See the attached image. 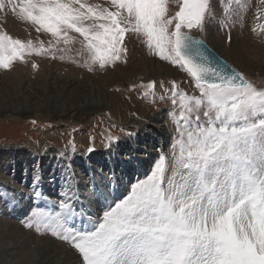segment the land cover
Segmentation results:
<instances>
[{"label":"snow or ice","instance_id":"6c2138e0","mask_svg":"<svg viewBox=\"0 0 264 264\" xmlns=\"http://www.w3.org/2000/svg\"><path fill=\"white\" fill-rule=\"evenodd\" d=\"M0 12H11L52 38L46 48L0 33V69L10 70L26 54L66 51L58 46L75 43L70 33H76L88 53L85 66L103 70L127 52L123 41L131 32L144 38L152 55L187 73L199 91L189 96L172 83L179 119L171 159L161 155L151 174L108 206L102 220L76 228L84 205L77 208L81 197L69 176L58 210H34L27 228L69 242L82 264H264V88L191 35L214 15L211 0H182L171 16L167 0H108V6L0 0ZM259 30L264 33V26ZM34 195L42 194L34 189Z\"/></svg>","mask_w":264,"mask_h":264},{"label":"rangeland","instance_id":"374dc122","mask_svg":"<svg viewBox=\"0 0 264 264\" xmlns=\"http://www.w3.org/2000/svg\"><path fill=\"white\" fill-rule=\"evenodd\" d=\"M87 2L108 6V0ZM181 2L182 0H167L169 16L179 10ZM211 4L214 15L206 19L204 30L199 33L210 47L236 67L247 81L258 88H264V33L259 30L260 26H264V0H211ZM253 28H256L255 32L252 31ZM0 33L25 43L31 40L37 47L43 42L47 48L52 40L49 34L42 30L37 32L35 26L19 20L11 12H0ZM70 35L76 38L75 43L58 46L66 48V51L26 54L23 62L15 61L10 70L0 69V93H3L4 89L13 88L12 85L21 79L42 83L47 77H56L58 84H63L69 79L78 81V90L74 95L77 104L86 99L84 88L90 81L99 86L102 99L106 103L99 111L88 113L75 110L62 113L58 117L39 110L27 115L3 112L5 105L1 106L0 177L9 181L10 188L16 187L24 193L23 202L26 204L22 209L14 195L17 192L0 185V238H4L3 241H18L17 235L20 233L19 235H23L25 241H28L21 251L4 255L3 260L6 262H12L20 258L22 253L34 250L37 244L47 243L70 252L73 250L79 264H82V258L69 242L57 239L50 233L44 234L43 230L38 234L34 228L26 227L33 211L58 210L55 206L61 198L64 178L74 174L81 184L80 193L85 195L86 200L97 197L98 190L94 187L96 183H105V191L114 192L113 172L104 163L105 152L118 147L123 141L132 140L138 125L151 123L158 114L165 115L170 138L164 149L162 150L160 142H157L155 149L161 151L157 153L149 168L141 175L138 172L143 169H137L132 179L127 181L123 193L110 200L104 198L107 203L104 210L126 198L137 182L151 174L161 155L166 157V162L171 159L172 145L177 137L174 120L179 119V100L177 99V106L174 107L171 99L172 83L175 82L178 91L182 93L199 96L191 77L178 66L152 55L142 36L126 33L123 46L127 52L122 54L121 59L103 70L95 65L93 70L89 71L85 66L88 53L80 42L82 37L76 33ZM33 64L36 65L35 68ZM146 69L150 75L144 76ZM115 76L117 77L114 78ZM111 78H114L113 82ZM152 82L156 85L153 90L144 87ZM146 92L148 95H145ZM2 97L0 94V101ZM37 98L38 96L34 98L35 102ZM110 138L113 141L111 146ZM90 147L94 148L91 153L88 152ZM51 154L56 155L57 159L49 157ZM120 154L137 164V161L123 150H120ZM135 166L130 163L125 169L135 170ZM17 169L20 171L18 176ZM88 169L91 171L88 172ZM34 189L41 192V198L35 197ZM85 211L86 207H83L75 217L78 229L91 227L86 226L88 218L94 219L92 224L102 220L103 212L96 217L84 214L87 219L81 221L79 215ZM10 224L14 226L13 229ZM16 229L18 232L13 235ZM12 235L13 238L9 237Z\"/></svg>","mask_w":264,"mask_h":264},{"label":"bare ground","instance_id":"6f19581e","mask_svg":"<svg viewBox=\"0 0 264 264\" xmlns=\"http://www.w3.org/2000/svg\"><path fill=\"white\" fill-rule=\"evenodd\" d=\"M215 52L217 53V51ZM137 67H139V65H137ZM147 69L144 72V76L150 75ZM116 77L117 76L114 78ZM113 79L111 78V82H113ZM77 83L78 81L75 79H69L63 84H58L56 77H47V79L42 83H33L31 80L21 79L18 80L17 84H11L13 88H9V90L1 89L4 92L0 93L3 96L0 101V108H2V105H5L3 106V112L8 111L23 115L39 110L49 114L50 116L58 117V115H61L62 113H71L75 110H81L88 113H90L89 111H99V109L106 106L105 101L102 99L101 89L93 81H90L88 86L84 88V92L87 93L86 99L83 102H78L79 104H77V101L74 100V95H76L78 90L76 88ZM37 96L38 98L35 102L34 98ZM110 104H112V102ZM165 117V115L158 114L152 119L151 123L138 125L137 131H135V136L132 140L129 142L123 141L118 147H114L105 152L104 163L108 169L113 172L115 184L114 192L111 191V193H109L105 191V183H96L94 187L98 190L97 197L86 200L84 199L85 195L80 193L79 188L81 184H79L77 175H71L70 183L77 195L81 197L77 204V208H79V205L81 204L86 207V211L79 215L81 221L87 219V216L84 217V214L86 213H91L92 217L102 215V212L107 205L104 198L107 197V199L110 200L114 196L120 195L126 188L127 181L132 179L133 173L136 172L137 169H143L141 172H138V174L141 175V173L145 172L149 168L150 164L157 156V153L161 151L155 149L157 142H160V147L162 146L161 148L163 150L170 138L168 134L169 127ZM120 150H123V152L127 153L130 158L137 161V164L130 162L128 158L123 157L122 154H120ZM53 154L49 157L57 159V156ZM130 163L136 165V169L133 170V168L126 171L125 168ZM88 166L92 167L91 165ZM17 171L18 173L16 175L18 176L20 171L19 169H17ZM90 171L91 170L88 169V172ZM8 183L9 181L0 177L1 186L8 188ZM9 189H13V191L17 192V194H14L17 198V204L22 209L25 208L23 207L25 206L24 204H26L23 202L24 193L18 191L16 187H9ZM89 220L90 218L86 220V226L93 225L92 223L94 222V219L90 220V222ZM10 226L13 229L14 226L12 224H10ZM15 232H18V229H16L12 234L15 235ZM19 234L17 235L18 241H3L4 238H0V264H79L73 250L70 252L56 245L53 246L52 244L47 243L37 244L34 250L22 253L20 258L15 259L12 262L4 261V255H12L14 251H21L25 248L28 241H25V237ZM13 235L9 237L13 238Z\"/></svg>","mask_w":264,"mask_h":264},{"label":"water","instance_id":"95a60500","mask_svg":"<svg viewBox=\"0 0 264 264\" xmlns=\"http://www.w3.org/2000/svg\"><path fill=\"white\" fill-rule=\"evenodd\" d=\"M191 35L195 38V39H199L202 40L204 45L206 46V49L214 56V57H218L219 60L223 61L224 63H226L230 68L235 69L237 72L240 73V71L234 67L232 64H230L227 60L223 59L218 53H216L211 47L210 45L207 43L206 39L199 33V31L197 29H193L191 31ZM246 79V78H245Z\"/></svg>","mask_w":264,"mask_h":264}]
</instances>
